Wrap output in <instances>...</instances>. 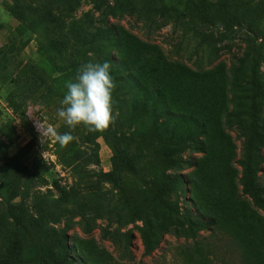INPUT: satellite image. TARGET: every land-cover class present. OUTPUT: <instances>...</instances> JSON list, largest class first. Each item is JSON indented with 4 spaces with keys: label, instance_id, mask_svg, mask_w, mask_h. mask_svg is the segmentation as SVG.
<instances>
[{
    "label": "rangeland",
    "instance_id": "1",
    "mask_svg": "<svg viewBox=\"0 0 264 264\" xmlns=\"http://www.w3.org/2000/svg\"><path fill=\"white\" fill-rule=\"evenodd\" d=\"M76 1L0 0V264H261L249 187L264 192V0H227L228 13L219 0ZM105 61L113 122L70 130L65 83ZM112 170L118 184L101 176ZM20 203L36 230L9 217ZM189 212L221 236H185ZM144 233L161 237L150 255Z\"/></svg>",
    "mask_w": 264,
    "mask_h": 264
},
{
    "label": "clouds",
    "instance_id": "2",
    "mask_svg": "<svg viewBox=\"0 0 264 264\" xmlns=\"http://www.w3.org/2000/svg\"><path fill=\"white\" fill-rule=\"evenodd\" d=\"M110 68L107 61L90 62L78 70L75 82L65 83L67 91L57 109V116L70 130L83 125L90 133L102 132L113 122L111 93L114 82ZM41 130L43 135L52 137L61 146L75 139L71 131L59 134L52 126Z\"/></svg>",
    "mask_w": 264,
    "mask_h": 264
},
{
    "label": "trees",
    "instance_id": "3",
    "mask_svg": "<svg viewBox=\"0 0 264 264\" xmlns=\"http://www.w3.org/2000/svg\"><path fill=\"white\" fill-rule=\"evenodd\" d=\"M61 3L64 7H66L68 9L69 12H73L75 10V8L79 7V3L76 0H61ZM219 8L222 10H224L225 13L229 12V8L232 7L231 4L227 3V0H219L216 3ZM216 4H212L210 2H208V0H203L199 5L198 8H205V7H209V6H215ZM53 21L56 19L53 17L52 19ZM52 21V22H53ZM13 104H11V108L13 110V112H16L14 107L12 106ZM33 145L32 143H29L26 148H30V146ZM126 165V169L133 172L135 170L134 166H133V161L131 159H128V161L125 162ZM4 171L7 173V171L9 170V168L11 167V161L7 160L6 164L4 165ZM102 178H104L105 180H108L114 184H118L119 183V178L117 176V173L115 170L112 171H108L106 173H103ZM5 178V175H4ZM54 186L59 190V192L62 194V196H64L65 192L62 188L59 187L57 181H54ZM252 185L250 184L249 187V191L251 193H249L251 195V199L252 202L254 204L255 207H257L258 209H260L263 213H264V192L261 191V189L255 184V182L252 181ZM18 210L15 211V209L12 211V209L9 211V217L13 220V222L15 223V225L18 226L19 229H33L36 230L38 228V220L32 219L27 221L26 219V213L24 210L23 205L20 203L19 205H17ZM17 212V213H16ZM187 217V220L189 222L187 228L185 230H183L184 235L185 236H192V231L195 229H206L209 232V237L210 239H216L218 237L221 236V226L219 225V223L217 222V220L215 218H211L208 220H205L201 215L199 214H194L193 212H189V214L185 215V218ZM168 233V231H166ZM179 231H177V229L174 231V235L175 236H179ZM106 236H110L111 240L113 242H117L120 243V237L118 235V233L116 231L114 232H110L107 233ZM160 235H153L151 233H144L142 234V243H143V248H144V254L146 255H150L153 250H155L157 248V246L160 244ZM206 247V251L209 253L210 256H212L215 260L219 261V258L217 257V255H219V251H216L215 247L213 244H210L209 241H207V243L205 244ZM221 257V260L219 261L220 264H229L226 263L224 259H222V256L219 255ZM240 264H247L244 261H242ZM261 264H264V260L261 262Z\"/></svg>",
    "mask_w": 264,
    "mask_h": 264
}]
</instances>
